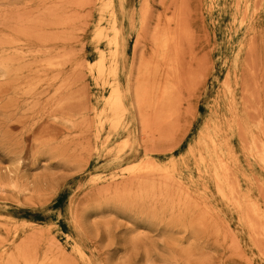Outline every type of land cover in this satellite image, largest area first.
I'll list each match as a JSON object with an SVG mask.
<instances>
[{
  "label": "rangeland",
  "instance_id": "obj_1",
  "mask_svg": "<svg viewBox=\"0 0 264 264\" xmlns=\"http://www.w3.org/2000/svg\"><path fill=\"white\" fill-rule=\"evenodd\" d=\"M102 4L0 0V264H264V0H117L127 38L121 84L129 85V75L132 83L141 76L143 59L152 69L147 84L143 79L150 104L163 88L174 101L167 108L173 111H166L170 102L163 104L165 114L159 106L164 118L168 114L164 120L156 115L161 124L169 119L167 127L157 124L160 131L152 126L157 117L153 113L151 122L149 115L157 107L143 114L150 117L148 136L136 117L128 126L135 146L118 161V143L129 131L119 128L107 139L109 126H98L109 87L97 84L87 64L97 60V49L109 50L104 38H96L109 20ZM185 30L192 36L180 34ZM165 31L183 43L170 40L173 61L155 63L151 37ZM172 63L181 80L165 78ZM206 128L238 196H221L211 174L200 172L198 160L188 155ZM172 161V176L162 179L124 170L149 162L164 168Z\"/></svg>",
  "mask_w": 264,
  "mask_h": 264
},
{
  "label": "bare ground",
  "instance_id": "obj_2",
  "mask_svg": "<svg viewBox=\"0 0 264 264\" xmlns=\"http://www.w3.org/2000/svg\"><path fill=\"white\" fill-rule=\"evenodd\" d=\"M104 1V4H102L103 6V11H106V12H108L109 13V20H108V23H107V28H105V31H103L102 29H100L99 31H98V33L96 34L97 35V39H99V38H104L105 40H106V42H107V46H108V53H104V51H102V50H100V49H97L98 50V57H97V60L93 63V64H91V63H87L88 64V66H90V72L92 73V75H93V77H95V80L97 81V84H98V82H107V85H108V87H109V95L107 96V97H105L104 98V102H103V108H102V110L100 111V113L97 115V118H98V126L99 127H102L103 125H107V126H109V129H110V132H109V134H108V136H107V139H109L110 138V134L111 133H115L119 128H122V132H124V133H126V132H128L129 131V127H130V125L132 124V122H134V121H136V117L138 116V117H141V123H142V128H143V130L142 131H140V132H142V134L144 135H146V133H144V132H146V127H147V120H145V119H147V118H150L151 117V122H152V120L154 121V119H152L153 117L155 118V117H157L156 115H159V114H161V116H163V112H164V109L166 108V111L168 110L167 108L170 106L171 107V102H172V94H171V92L170 91H168V82H167V86L168 87H166V88H168V89H164L163 88V90L161 91V93H160V95L157 97L156 96V98H155V101L152 103L151 102V104H150V102H149V95H148V93H150V88H148L146 85H144V83L145 84H147L146 83V79L147 78H149L150 77V70H152V69H150V64L149 63H147V62H145L143 59H141V61H139V65H138V70L139 71H142L141 73L142 74H140V72H137V75H138V73H139V75H141L140 77H136L137 79L132 83V80H131V78H130V75H129V85L128 84H126V86L124 87L122 84H121V80H120V70H121V60L123 59V57L125 56V51H126V40H127V38L123 35V33H122V25H121V23L119 22V19H118V16H117V13H116V9H118V8H120L121 7V5H119V4H117V0H103ZM258 2V1H257ZM261 2V1H260ZM100 3H101V0H100ZM255 4V3H254ZM255 5H258V3H256ZM237 7V6H236ZM258 7V6H257ZM239 8V7H238ZM257 9V8H256ZM101 10V11H102ZM189 10V9H188ZM245 10V9H244ZM147 13V10H145V8H144V10L141 12V13ZM178 12H180V11H178ZM145 13V14H146ZM181 13H183V12H181ZM102 14V13H101ZM180 14V13H179ZM246 13H244V15H245ZM255 14V13H254ZM183 16H184V14H182ZM143 16V15H142ZM146 16H149L148 14L146 15ZM145 17V16H144ZM143 17V19H145ZM142 18V17H141ZM171 19V18H170ZM144 21V20H143ZM143 21H142V23H143ZM145 23V25H146V22L147 21H144ZM170 21L169 20H167V23H169ZM179 22H181V21H179ZM179 22H178V24H175L176 26L178 25L179 26ZM182 23L185 25V23L184 22H181V24L180 25H182ZM143 24V25H144ZM145 25H144V27H145ZM170 25V24H169ZM168 25V26H169ZM184 25H182V27L184 28ZM168 28V27H167ZM170 28V27H169ZM179 27H177V29H178ZM181 28V27H180ZM179 28V30H177L178 31V33L180 32V30H183V28L182 29H180ZM186 28V27H185ZM153 29H154V27H153ZM166 29V28H165ZM171 29V28H170ZM144 30V29H143ZM107 31V32H106ZM153 31V30H152ZM169 31V30H168ZM186 32H182V33H180V34H184V35H186L187 34V31L188 30H185ZM154 32V31H153ZM175 32V31H174ZM191 32V31H190ZM106 33V34H105ZM156 33V31L154 32V34ZM152 35H153V33H151ZM188 34H190V33H188ZM187 34V36H192V33L190 34V35H188ZM172 35H173V33L172 32H162V33H160V34H158L157 33V35H155L154 37H151L152 38V42H153V44H154V50H153V52H152V55H151V59H152V61L154 60L155 61V63H156V61H164L165 62V59L167 58V57H169V45H170V43H169V41L170 40H176V39H171L172 38ZM175 36V35H174ZM95 38V39H96ZM184 38H185V36H184ZM186 38H188V37H186ZM185 38V39H186ZM92 40H94V39H92ZM178 40L179 41H181V39H177L176 41L178 42ZM182 40H183V38H182ZM187 40H189V39H187ZM99 41V40H98ZM186 41V40H185ZM100 42V41H99ZM182 42V41H181ZM187 43H188V41H186ZM190 42V41H189ZM137 45H136V47L138 46V38H137ZM176 42H174V44H175ZM183 43V42H182ZM186 43V44H187ZM177 44H179V42L177 43ZM177 44H175V47L178 49V47L177 46H180V45H182L181 43L179 44V45H177ZM177 45V46H176ZM181 48V47H180ZM182 49H184L183 47H182ZM189 50H191V49H189ZM178 52H180L179 50H178ZM183 53V52H182ZM181 53V54H182ZM190 53H191V51H190ZM184 54V53H183ZM182 54V55H183ZM181 55V56H182ZM190 54H188V56H189ZM193 55V54H192ZM194 56V55H193ZM183 57H184V55H183ZM169 58H171V56L169 57ZM7 59V58H6ZM5 59V62H7L8 60H6ZM170 60H172V58L170 59ZM3 60H1V63H3L2 62ZM173 61V60H172ZM4 62V63H5ZM175 62V61H174ZM8 63V62H7ZM154 63V64H155ZM168 63V62H167ZM171 62H169V64H170ZM176 63V62H175ZM47 64V63H46ZM45 64V65H46ZM6 66V65H5ZM5 66H2V67H5ZM48 66V65H47ZM155 66V65H154ZM154 66L152 67L153 69H154ZM159 66V65H158ZM169 66V65H168ZM6 67H8V66H6ZM22 67V66H21ZM30 67V66H29ZM1 68V67H0ZM82 68V67H81ZM158 68V67H157ZM156 68V69H157ZM167 68H169V67H167ZM5 69V68H4ZM8 69V68H7ZM137 69V68H136ZM141 69V70H140ZM168 70V69H167ZM5 71H7L6 69H5ZM156 71H158V70H156ZM9 72V71H8ZM165 73H166V79H170L171 77L170 76H173L174 77V75H176L175 73H176V68H175V66H174V64L172 63L171 65H170V68H169V72L167 71H165ZM170 73V74H169ZM5 74H6V72H5ZM138 75V76H139ZM178 75V74H177ZM182 75H183V73H182ZM145 76L147 77V76H149V77H147L146 79H144L145 78ZM173 77L170 79V80H172L173 79ZM176 77V76H175ZM174 77V79H179V80H181L180 78H175ZM185 78V77H184ZM143 79L145 80V82L143 83ZM177 80H176V82H177ZM167 81V80H166ZM173 81V80H172ZM180 82V81H179ZM178 82V83H179ZM178 83H177V86H178ZM161 84V83H160ZM171 84V83H170ZM169 84V85H170ZM176 84V83H175ZM172 85V84H171ZM174 85V84H173ZM97 86V85H96ZM106 86V85H105ZM146 86V87H145ZM158 86H159V84H158ZM157 86V87H158ZM164 86V85H163ZM177 86H175L174 85V87H176L177 88ZM102 87V86H101ZM155 87V86H154ZM227 87H229V84H228V86L226 85V87L225 88H227ZM158 89V88H157ZM149 90V91H148ZM175 91V90H174ZM157 92V91H156ZM159 93V92H158ZM153 94V93H152ZM157 94V93H156ZM171 101V102H170ZM166 102H170L169 104L168 103H166ZM174 102V101H173ZM172 102V103H173ZM167 104V106L164 108V106H163V104ZM165 104V105H166ZM175 104V103H174ZM173 104V105H174ZM177 104V103H176ZM180 104H181V102H180ZM162 105V106H161ZM169 105V106H168ZM172 105V106H173ZM157 107L156 109H154V111L151 113V114H149L150 115V117H146L147 116V112H145V110L146 109H148V108H151L152 110H153V107ZM159 106H161V109H162V111L160 112V107ZM158 107H159V109H158ZM175 108H177L178 109V105H177V107H175ZM88 109V108H87ZM172 109V111H173V107L171 108ZM171 109H169L168 111H170ZM84 111V110H83ZM171 111V112H172ZM94 112H95V109H94ZM149 112H151V111H149ZM146 113V114H145ZM153 113H154V116H153ZM167 113H169V112H167ZM180 113V112H179ZM179 113L177 112V115H179ZM143 114L144 115H146L145 117L146 118H143ZM164 114H165V112H164ZM174 114V113H173ZM153 117H152V116ZM168 115V114H167ZM166 115V118H168V116ZM175 115V114H174ZM161 116H159L160 118H162ZM165 116V115H164ZM164 116H163V118H162V120H164V119H166V118H164ZM173 115H169V117L171 118ZM175 117V116H174ZM174 117H173V119H174ZM177 117V116H176ZM175 117V118H176ZM157 119H158V117H157ZM176 119H178V118H176ZM149 120V119H148ZM159 120V119H158ZM155 121V123L154 124H152V126L153 127H156V130H157V127H158V125L160 126V128L163 126V125H168L167 123H168V120H167V122L165 123V124H161V123H163V122H160V121H162L161 119L159 120V121ZM175 120V119H174ZM233 120V119H232ZM150 121V120H149ZM171 121L172 122H174L173 120H172V118H171ZM170 121V122H171ZM169 122V123H170ZM65 123V122H64ZM80 124H81V122H79ZM232 123H233V121H232ZM75 124V123H74ZM151 124V123H150ZM158 124V125H157ZM170 124H172V123H170ZM169 124V125H170ZM174 124H175V122H174ZM174 124H172L171 125V127L172 126H174ZM141 125V124H140ZM176 125H178L177 124V121H176ZM175 125V126H176ZM85 126V125H84ZM89 126V125H88ZM129 126V127H128ZM164 126V127H165ZM241 126V125H240ZM239 126V127H240ZM82 127H83V125H82ZM167 127V126H166ZM169 127V126H168ZM228 127V126H227ZM87 128V127H86ZM141 128V129H142ZM160 128L158 127V130L160 131ZM241 128V127H240ZM259 128V127H258ZM149 129V128H148ZM162 129V128H161ZM164 129V128H163ZM165 130V129H164ZM240 130V129H239ZM173 131H175V130H173ZM241 131H243V130H241ZM162 132H163V130H162ZM213 132V131H212ZM240 132V131H239ZM152 133V132H151ZM169 133V132H168ZM174 133V132H173ZM142 135V136H143ZM171 135V134H170ZM146 136H148V135H146ZM144 137V136H143ZM142 137V138H143ZM151 137H154V136H151ZM148 138V137H147ZM144 139H145V137H144ZM150 139H152V138H150ZM149 139V140H150ZM171 139V138H170ZM142 140V139H141ZM242 140V139H241ZM244 140V139H243ZM258 140V139H257ZM143 141V140H142ZM253 142V141H252ZM87 143V142H86ZM258 143H260L261 144V142H260V139H259V141H258ZM119 144V146H118V155L116 156V159H117V161L118 160H120V159H122V156H123V154L125 153V151H127L128 149L130 150V149H132L134 146H135V138H134V135L133 134H131L130 133V131H129V133H128V135L120 142V143H118ZM255 144H257L256 143V141H255ZM252 145H253V143H252ZM261 146H262V144H261ZM264 146V145H263ZM247 147H249L248 145H247ZM256 147H258V145L256 146ZM251 148V147H250ZM257 149H261L259 152H261L262 151V149L263 148H257ZM162 151V150H161ZM165 151V150H164ZM169 151V150H168ZM152 152V151H151ZM257 153V152H256ZM262 153H263V151H262ZM52 155V154H51ZM188 155H189V157L190 158H193V159H195V160H198V162H199V164L201 165V169L199 170L200 172H202V173H204V174H211V177H212V180L215 182V185H216V187H215V189H216V191L221 195V196H223L224 198H227V195L229 194H232V191H234L233 190V187L231 186V184H229V181H228V179H230V178H228L229 176L228 175H230V174H228L229 172H228V167L225 165V163L223 162V159H222V156H221V154L219 153V151H218V144H217V141H216V139H215V137L211 134V133H209V130H208V128H206L202 133H201V136L199 137V139H198V141H197V144L195 145V146H193V147H191L190 149H189V152H188ZM264 155V154H263ZM255 157V156H254ZM181 158V157H180ZM252 158V157H251ZM263 158V157H262ZM259 161L261 162V157H259ZM154 162V161H153ZM150 163V162H149ZM149 163H144V164H130L127 168H125L124 170H126V172H128L129 174H135V173H137V172H139V171H141V173H142V171H144L145 173L146 172H148V174L150 173L151 175H152V177H154V175L155 174H158V175H160V178H161V176H163L164 177V175H166L167 176V174H168V172H170V170H175V168H176V163L174 162V161H172V162H170V164H169V166L168 167H164V168H161L160 166H158V165H156V164H149ZM262 163V162H261ZM264 164V163H263ZM264 167V166H263ZM143 172V178H147V179H150L149 181H151V179L152 178H148L147 176H149V175H145V173ZM175 172V171H174ZM198 172V171H197ZM231 173V172H230ZM147 174V173H146ZM199 174V173H198ZM168 175H170V174H168ZM138 176H140L139 174L137 175V177ZM146 176V177H145ZM170 176H172V174L170 175ZM112 177V176H111ZM114 177V176H113ZM136 177V176H135ZM134 177V178H135ZM232 177H233V175H232ZM117 178V177H116ZM116 178H114V179H116ZM158 178H159V176H158ZM173 178H175V177H172V181L171 180H169V181H171V182H169V183H172L173 182V184H174V181H173ZM137 179V178H136ZM135 179V180H136ZM156 179V178H155ZM155 179H153V180H155ZM162 179V178H161ZM233 179V178H232ZM138 180V179H137ZM136 180V181H137ZM140 180V179H139ZM142 180V179H141ZM146 180V179H145ZM237 180V179H236ZM143 181H144V179H143ZM157 181H162V180H160V179H157ZM156 181V182H157ZM232 181V180H231ZM121 182V181H120ZM145 182L146 181H144V184H145ZM165 181H164V179H163V182L162 183H164ZM178 182V181H177ZM234 182V181H233ZM237 183L236 184H238V180L236 181ZM258 182V181H257ZM139 183V182H138ZM149 184H150V182H148ZM166 183V184H165ZM163 185H164V187H166V189L168 188V186H167V184L168 185H170L169 183H167V182H165ZM176 183V182H175ZM182 182H180V184H181ZM140 185H141V181H140V183H139ZM144 184H142V186H140V187H142V188H144L145 186H147V185H145L144 186ZM173 184H171V186H173ZM179 184V185H180ZM235 184V183H234ZM130 186L132 185V184H129ZM138 185V184H137ZM162 184H158V186L157 187H162L161 186ZM115 186V185H114ZM138 186V187H139ZM151 186V185H150ZM171 186H170V188H171ZM235 186H237V185H235ZM109 187H111L110 185H109ZM123 187H126V186H123ZM132 187V186H131ZM130 187V189H131V193H132V188ZM140 187H139V189H140ZM148 187V186H147ZM155 187H156V185H155ZM179 187V186H178ZM13 188V187H12ZM114 188H116V187H114ZM146 188V187H145ZM163 188V187H162ZM183 188V187H182ZM235 188V187H234ZM259 188H260V186H259ZM258 188V189H259ZM117 189H118V187H117ZM123 190H122V194H123V192H124V190L126 191V189H124V188H122ZM156 189V188H155ZM165 189V192L167 191V190H169V188L166 190ZM172 189H173V187H172ZM171 189V190H172ZM177 189H179V188H177ZM176 189V190H177ZM136 190H137V187H136ZM136 190H134V191H136ZM143 190V189H142ZM144 190H146V189H144ZM150 190V189H149ZM158 190V189H157ZM163 190H164V188H163ZM180 190H182V189H180ZM235 190H237V188L235 189ZM109 191H110V188H109ZM119 191V190H118ZM138 191H141V190H138ZM147 191H148V189H147ZM162 191V190H161ZM179 190H177L176 192H178ZM187 191V190H186ZM116 192H117V190H116ZM126 192H128V191H126ZM130 192V191H129ZM150 192V191H149ZM149 192H148V194H149ZM154 192L155 191H153V194H154ZM164 192V193H165ZM173 192V191H172ZM180 192V191H179ZM178 192V193H179ZM182 192H184V191H182ZM106 193V192H105ZM113 193H114V191H113ZM119 193H120V191L118 192V196H119ZM141 193H143L142 191H141ZM152 193V192H151ZM156 193V192H155ZM189 193V192H188ZM235 193H237V192H235ZM124 194H125V192H124ZM130 194V193H129ZM136 194H137V191H136ZM139 194V193H138ZM137 194V195H138ZM147 194V195H148ZM158 194H159V191H158ZM162 194V193H161ZM166 194V193H165ZM181 194V193H180ZM183 194V193H182ZM186 194V193H185ZM233 194H234V192H233ZM232 194V195H233ZM134 195H135V193H134ZM140 195V194H139ZM146 195V197H148ZM150 196H151V194H149ZM172 195V194H171ZM196 195V194H195ZM232 195H230L231 197H232ZM234 195H237L238 196V194H234ZM233 195V197H235ZM130 196V195H129ZM154 196V195H153ZM159 196V195H158ZM187 196V195H186ZM185 196V197H186ZM220 196V197H221ZM137 197V196H136ZM140 197V196H139ZM162 197V196H161ZM167 197V196H166ZM141 198H143L142 196H141ZM140 198V199H141ZM150 198V197H149ZM153 197H151V199H152ZM158 198V197H157ZM156 198V199H157ZM191 198V197H190ZM115 199V198H114ZM118 199V198H117ZM122 199H123V197H122ZM133 199H134V197H133ZM136 199V198H135ZM161 199H163V197L161 198ZM170 199V198H169ZM179 199V198H178ZM192 199V198H191ZM137 200V199H136ZM146 200V199H145ZM171 200V199H170ZM180 200H181V197H180ZM183 200L185 201V198H183ZM188 200V199H187ZM185 201V202H188V201ZM193 201H191V202H193V204L195 203L194 202V199H192ZM248 200V199H247ZM119 201V200H118ZM142 201V200H141ZM140 201V202H141ZM164 201V200H163ZM197 201V200H196ZM227 201V200H226ZM237 201H239V200H237ZM139 202V203H140ZM165 202V201H164ZM198 202V201H197ZM197 202H196V204H197ZM144 203H145V201H144ZM163 203V202H162ZM190 203V202H189ZM247 203V202H246ZM252 203V202H251ZM119 204V203H118ZM136 204V203H135ZM142 204H143V202H142ZM155 204V203H154ZM153 204V205H154ZM195 204V205H196ZM204 204V203H203ZM249 204V203H248ZM156 205V204H155ZM194 205V206H195ZM198 205V204H197ZM205 205V204H204ZM253 205V204H252ZM98 206V205H97ZM96 206V207H97ZM123 206V205H122ZM180 206V205H179ZM183 207H187L186 205L184 206V205H182ZM206 206V205H205ZM205 206H203V207H205ZM254 206H255V204H254ZM161 207V206H160ZM173 207H174V205H173ZM248 207V206H247ZM246 207V208H247ZM250 207H251V204H250ZM182 208V207H181ZM188 208H190V207H188ZM196 208V207H195ZM198 208H199V206H198ZM205 208H207V207H205ZM249 208V207H248ZM253 208V207H252ZM256 208V207H255ZM258 208V207H257ZM99 209V208H98ZM200 209V208H199ZM238 209H240V208H238ZM205 210V209H204ZM213 210V209H212ZM258 209H256V211H257ZM99 211H100V209H99ZM214 211V210H213ZM241 211V210H240ZM169 212H171V211H169ZM177 212H178V208H177ZM207 212V211H206ZM205 212V213H206ZM248 212H249V210H248ZM250 212L252 213L253 211H251L250 210ZM179 213H181L180 211H179ZM199 213H201L202 214V212L200 211ZM210 213V212H209ZM214 213H215V211H214ZM250 213V214H251ZM254 213V212H253ZM252 213V214H253ZM158 214V213H157ZM183 214V213H182ZM208 214V213H207ZM242 214V213H241ZM258 214V216H260L259 215V213H257ZM169 215H170V213H169ZM247 215V214H246ZM256 215V214H255ZM254 215V216H255ZM200 217H202V218H204V216H200ZM208 217H209V215H208ZM218 217V216H217ZM242 217V216H241ZM252 217H253V215H252ZM167 218H169V217H167ZM183 218H184V216H183ZM210 218H211V216H210ZM213 218V217H212ZM250 218V217H249ZM255 218V217H254ZM254 218L252 219L251 218V220L252 221H256V220H254ZM259 218V217H258ZM257 218V219H258ZM214 219V218H213ZM213 219H211V221L213 220ZM218 219V218H217ZM248 219V218H247ZM256 219V218H255ZM167 220H169V219H167ZM203 220H206L205 218L203 219ZM202 220V221H203ZM249 220V219H248ZM250 220V221H251ZM175 221V220H174ZM189 221H191V220H189ZM189 221H188V223H189ZM216 221V220H215ZM214 221V222H215ZM250 221H249V223H250ZM260 222H261V220H259ZM194 222V221H193ZM206 222V221H205ZM221 222V221H220ZM260 222H257V223H260ZM170 223V222H169ZM188 223H187V225H188ZM210 223V222H209ZM209 223H207V224H209ZM212 223H213V221H212ZM251 223H253V222H251ZM262 223V222H261ZM171 224V223H170ZM206 224V225H207ZM216 224V223H215ZM215 224L213 223V225L215 226ZM256 224V223H255ZM22 225V224H21ZM248 225H250V224H248ZM253 225H254V223H253ZM173 226V225H172ZM189 226H191V224H189ZM186 227V226H185ZM184 227V228H185ZM254 227V228H253ZM252 227V229H255V228H257L256 227V225L255 226H253ZM211 228V227H210ZM216 228V227H215ZM250 228V227H249ZM259 228V227H258ZM260 228H262V226H260ZM8 229H10V228H8ZM15 229V228H14ZM251 229V228H250ZM173 230H174V228H173ZM187 230V229H186ZM207 231V230H206ZM215 231V233H213V234H218V232L216 233V231H218L217 229L216 230H214ZM220 231V230H219ZM264 231V230H263ZM251 233V232H250ZM261 232H258L257 234L259 235ZM220 234V233H219ZM257 234H255V235H257ZM262 235H264V232L263 233H261ZM264 237V236H263ZM20 245H22V244H20ZM26 247V246H25ZM15 248V247H14ZM18 249L20 248V246L18 245V247H17ZM22 248H24V245H23V247ZM14 250H16V248L14 249ZM19 250H17V253H18V255H19V252H18ZM55 251V250H54ZM24 253H25V250L23 251ZM75 252L77 253V255H80V256H82V254H83V252H82V250H81V248L80 247H75ZM4 253V252H3ZM11 253V252H10ZM9 253V254H10ZM22 253V252H21ZM5 254V253H4ZM24 255H26V254H24ZM46 255V254H45ZM0 257H1V254H0ZM12 257V255L10 254V258ZM14 257V256H13ZM17 257V256H16ZM29 257V256H28ZM47 257V256H46ZM9 257H7V259H8ZM20 258V257H19ZM27 258V257H26ZM49 258V257H48ZM47 258V259H48ZM52 258H54V257H52ZM55 258H56V256H55ZM54 258V259H55ZM2 259V258H1ZM28 259V258H27ZM33 259H35V258H33ZM46 258H45V260H47ZM61 259H62V256H61ZM6 260V259H5ZM23 261L25 260V258L24 259H22ZM42 260V259H41ZM56 260H57V258H56ZM64 260V259H63ZM6 261H8V260H6ZM14 261V260H13ZM26 261V260H25ZM24 261V262H25ZM50 261V260H49ZM54 261V260H53ZM53 261H52V263H53ZM58 261V260H57ZM12 262V261H11ZM24 262H23V264H24ZM43 262V261H42ZM4 263H6V262H4ZM27 263H30V262H28L27 261ZM46 263V262H45ZM45 263H43V264H45ZM49 263V262H48ZM51 262H50V264H52ZM7 264H9V261H8V263ZM54 264H55V261H54ZM58 264V263H57Z\"/></svg>",
  "mask_w": 264,
  "mask_h": 264
}]
</instances>
